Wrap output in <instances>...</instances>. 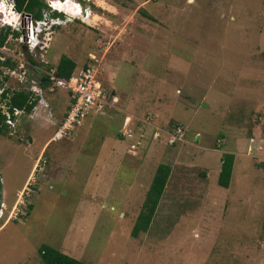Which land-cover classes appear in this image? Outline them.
<instances>
[{
  "label": "rangeland",
  "instance_id": "374dc122",
  "mask_svg": "<svg viewBox=\"0 0 264 264\" xmlns=\"http://www.w3.org/2000/svg\"><path fill=\"white\" fill-rule=\"evenodd\" d=\"M82 5L100 18L42 29L34 50L24 38L27 17L10 14L12 26L0 30L9 33L0 61L14 64H0L2 83L7 76L12 88L29 93L60 56L80 68L93 55L105 94L116 97L103 117H87L40 154L20 213L9 220L17 190L51 141L63 109L51 99L44 109L49 118L35 126L23 114L14 132L0 134V264H44L42 246L85 264H264V0ZM66 7L61 9L69 13ZM51 12L49 7L42 20L56 15ZM47 87L41 86L44 98L62 90L66 106V91ZM127 116L126 132L136 134L144 121L160 130L178 125L187 144L159 140L130 150V141L119 135ZM111 148L121 151L112 161L173 166L151 227L135 238L130 232L150 178L121 175L113 163L105 169ZM223 153L233 155L226 188L217 186L214 171L207 176L208 167H220Z\"/></svg>",
  "mask_w": 264,
  "mask_h": 264
},
{
  "label": "built area",
  "instance_id": "2783aa9c",
  "mask_svg": "<svg viewBox=\"0 0 264 264\" xmlns=\"http://www.w3.org/2000/svg\"><path fill=\"white\" fill-rule=\"evenodd\" d=\"M48 5H50L52 8H59L63 7V5H66V8L71 10L70 12L75 14L76 17L80 19V22L86 25H90V22L95 16L93 15L89 6L81 8L78 2L72 0H48ZM5 6H7V8H5ZM0 9L4 13H7L9 11L11 13L12 11V13L15 12V14H19L28 18L29 26L26 24V21L24 23V38H26L28 47L33 50L34 43H38L37 35L42 30V28H40V25L43 26L45 24V21L32 20L29 15L23 12L17 13L13 7V0H0ZM66 21H73V17L66 18L64 20L55 18L50 21V24L61 26L66 23ZM33 23L35 25H33ZM46 28L50 30L49 25H46L45 29ZM88 59L91 62L85 63L80 68L75 67L67 79L56 77L54 68L45 70L44 72H42L43 75L41 74V76L39 77V79L44 78V82H46L48 85L47 90L52 91L54 88L63 89L66 91L68 97L67 109L64 113L63 118L60 120L58 126L56 127V130L50 138L52 141L67 138L74 132L75 129L79 128L82 125L87 117L100 116L104 112V109L109 106L110 103H114V101L116 100V97L113 95L109 98L102 88L101 82L98 79V67L95 57L93 55H89ZM2 90L3 87H0V94ZM29 97L32 101H35V104L32 107V111L30 113H26V111H24L23 109L9 108L5 104V101L1 100L2 102L0 104V113L4 117L3 124L12 132H14L15 128L17 127V123L19 122L20 117L23 114H25L28 119H31L35 113V109L38 106H42L44 109L48 107V104L47 102H45V99L43 97V91L39 82L38 86L34 85L30 87ZM50 116L51 115L49 113L48 117ZM128 121V116L124 117L121 123V130H119V135L126 139V141H130V150H134L135 148L139 147L140 144L144 145L145 147L146 145L157 142L161 139H163L165 145L172 146L177 142L179 143L184 138L181 126L174 125L169 127L168 129L165 128L164 130H160L156 126H151V123L147 121H144L142 123V126L138 128L136 134L132 130H130V132H126L125 128ZM134 127L135 124L133 125V130ZM20 204H22L21 200H16L14 206H12L9 210L5 220L14 219L18 215V213H20L18 209ZM3 207L4 203L0 202V218L3 216V211L5 210V208Z\"/></svg>",
  "mask_w": 264,
  "mask_h": 264
},
{
  "label": "trees",
  "instance_id": "16d2710c",
  "mask_svg": "<svg viewBox=\"0 0 264 264\" xmlns=\"http://www.w3.org/2000/svg\"><path fill=\"white\" fill-rule=\"evenodd\" d=\"M13 7L16 12H23L29 15L32 20H40L44 12L49 10L48 6L43 2V0H13ZM6 29L8 28L6 27ZM11 33L13 35H17V33L14 31H12ZM8 34L9 33L7 31H0V47L3 45V42L5 41ZM0 64L8 68H13L14 66V64L10 63L7 59L0 61ZM74 68L75 63L65 55H62L59 57L54 67L55 76L67 79ZM3 79L4 83L0 81V87H3V90L0 94V100H4L5 104L9 108L23 109L26 112H30L35 104V101H32L30 99L29 93L25 89L12 88L10 82L11 80H9L7 76H4ZM40 84L41 86L47 85V83L44 81L40 82ZM15 85L16 87H19L18 83L16 82ZM3 118V115L0 113V134L4 135L6 132V127L3 124ZM232 162V154L223 153L221 155L220 170L218 172L216 180V184L219 187L226 188L228 186ZM169 173L170 167L168 165L162 163L157 165L148 189L146 190V193L144 195V200L132 225V229L130 232L131 237L135 238L139 233H144L151 227L153 217L160 198L162 197L167 179L169 177ZM262 225L264 228V216ZM38 254L44 264H85L48 246H42L38 250Z\"/></svg>",
  "mask_w": 264,
  "mask_h": 264
},
{
  "label": "crops",
  "instance_id": "0c3cea01",
  "mask_svg": "<svg viewBox=\"0 0 264 264\" xmlns=\"http://www.w3.org/2000/svg\"><path fill=\"white\" fill-rule=\"evenodd\" d=\"M93 15H95L96 17H98V18H100L96 13H94L93 12ZM72 22H74V21H71V23ZM82 24H84V23H82ZM67 25V22L66 23H64L63 25H61V26H66ZM84 25H86V24H84ZM60 27V26H59ZM67 57V56H66ZM39 73H37V75L36 76H40V74L38 75ZM44 79V78H43ZM42 80V79H41ZM44 81V80H43ZM39 82H41V81H39ZM41 86V85H40ZM114 88V87H113ZM62 95L64 96V94L62 93V90L61 91H59L58 93H56V94H54V96H52V97H46V98H44L45 99V102H47V104H48V101H52L51 99H54L55 101L53 102V103H55L56 104V109H58V110H60V109H63L62 110V112L60 111V113L62 114V113H65V111H66V109H67V103H68V101H67V103H66V106H64V97H63V100H61L62 99ZM44 97V96H43ZM68 98V97H67ZM65 107V108H64ZM103 115H104V112L100 115V117H103ZM128 115V114H127ZM46 118H49L48 116L46 117V115H45V110H44V108L42 107V106H38L36 109H35V113H34V115H33V117L31 118V119H35V121H33V125H35L36 126V124H38L37 123V121L39 122L40 121V119H42V120H45ZM30 119V120H31ZM48 120V119H47ZM59 122H60V120H59ZM122 123V122H121ZM52 124H54V122H52ZM51 124V125H52ZM153 124V123H152ZM46 126H48V125H46ZM157 127V126H156ZM158 128V127H157ZM197 139V138H196ZM23 141V140H22ZM58 141H60V140H57V141H50V140H48V142H46L41 148H40V150H39V153H38V156H37V158H36V160L34 161V163H33V166L31 167V170H30V172H29V174H28V176H27V178H26V180H25V182L23 183V185L20 187V189L19 190H17V195H16V200H22V198H23V195L26 193V189H27V185H26V183H28V179H29V181L31 180V178H32V175H31V173H32V170L34 169V166H35V164H37V160H38V158H39V156H40V154L42 153V155H44L45 154V152L47 151V149L49 148V145L51 144V143H53V142H58ZM157 143H163L164 145H165V143H164V141H163V139H161L159 142H157ZM181 143L184 145H186L187 144V142L186 141H184V138H183V140L182 141H180L178 144H180L181 145ZM188 145H191V146H193V147H196V145L195 144H193V143H188ZM175 146V145H174ZM153 147H155V145H152L151 147H150V149L151 148H153ZM181 147V146H180ZM119 148V147H118ZM161 149H162V147H161ZM209 150H213V151H218V150H215V149H209ZM162 152V151H161ZM161 152H159V151H156V153L154 154V153H152L153 155H156V156H158V155H160V154H162ZM192 152V151H191ZM119 153H121V151L119 150V149H117V148H111V151H109L108 153H107V156L109 157L108 159H109V161H107L106 163H104V164H106V167H104L105 169H107V170H112V166H111V163H113V166H114V172L116 171V172H118V171H121V175L123 174V171H125V172H127L128 171V174H132L133 173V175H135V174H137V173H141V179L143 178L144 179V181L146 182V180H148V178H150V181H151V178H152V176H150V174L152 173V174H154V172H155V169H156V167H157V165L158 164H154V162H153V164L151 165V167H150V169H149V165L147 166V164H146V162L143 160V163H139V164H136V165H134V166H132L128 161L126 162H122L121 160H119V159H117V160H114V161H112V159H115L116 157H118V154ZM194 153V152H193ZM198 153V152H197ZM220 156H221V154H219ZM43 156H41V158H42ZM124 159V158H123ZM147 160V159H146ZM200 160H201V158L199 159V162H200ZM124 161V160H123ZM38 163H40V161L38 162ZM201 163V162H200ZM221 164V163H220ZM147 166V167H146ZM169 167H170V173H169V177H168V179H167V182H168V180H169V178H170V175H171V173H172V171H173V166L172 165H168ZM207 168V167H206ZM219 170H220V167H208V174H207V176H210L211 178H212V174H213V171L215 172V176H216V180H217V175H218V172H219ZM124 175V174H123ZM144 177H143V176ZM215 176H213V179L215 180ZM132 179H133V177H132ZM125 181V180H124ZM123 184L124 185H126V183L125 182H123ZM139 184H140V182H139ZM150 184V183H149ZM149 184H148V186H149ZM167 184V183H166ZM128 185H130V182L128 183ZM140 186V185H139ZM147 186V185H146ZM148 186L146 187V190L148 189ZM218 186V185H217ZM215 187H216V185H215ZM165 188H166V185H165ZM164 188V189H165ZM146 192V191H145ZM1 200L3 201V203L5 204V202H4V197H5V192H4V189L2 190V186H1ZM159 204V203H158Z\"/></svg>",
  "mask_w": 264,
  "mask_h": 264
},
{
  "label": "clouds",
  "instance_id": "9594fccd",
  "mask_svg": "<svg viewBox=\"0 0 264 264\" xmlns=\"http://www.w3.org/2000/svg\"><path fill=\"white\" fill-rule=\"evenodd\" d=\"M58 1H69V0H58ZM72 1H75V2H78L79 4H80V6H81V8H84L85 6H83L82 5V3L83 2H90L89 0H72ZM45 3V2H44ZM46 4V3H45ZM47 5V4H46ZM48 6V8L50 7V9H51V14L52 13H56V15L55 16H52V17H50L49 19H45V20H42V18L40 19V20H42V21H45V24L41 27L42 29H45V27H46V25H49L50 26V28L51 27H59V26H57V25H53V24H50V21L51 20H53V19H55V18H57V19H60V16H61V14H63L62 16L64 17V19H66V18H71V17H73V21L74 20H78V21H80V19L78 18V17H76V15L75 14H73V13H71V12H69V14H66L65 12H61L60 10H58L57 8H52L50 5H47ZM90 7V6H89ZM5 8H7V6H5ZM1 10V9H0ZM48 11V10H47ZM0 13H2V16L0 17V30H1V28L3 27H5V26H12V23H13V20H9L8 22L6 21V19L8 18L7 16L8 15H10V17L9 18H11L12 16H14L15 15V12L14 13H12V11H11V13H10V11L9 12H7V13H4L3 11H0ZM18 13V12H17ZM45 13V12H44ZM93 13V12H92ZM73 15V16H72ZM63 19V20H64ZM5 20V21H4ZM62 20V19H61ZM38 21V20H37ZM66 22H68V21H66ZM82 23V22H81ZM38 36V35H37ZM37 44L38 43H34V48L37 46ZM34 50V49H33ZM94 117H96V116H94Z\"/></svg>",
  "mask_w": 264,
  "mask_h": 264
},
{
  "label": "bare ground",
  "instance_id": "6f19581e",
  "mask_svg": "<svg viewBox=\"0 0 264 264\" xmlns=\"http://www.w3.org/2000/svg\"><path fill=\"white\" fill-rule=\"evenodd\" d=\"M64 6V5H63ZM62 7H59V8H57L58 10H60L61 12H65L66 14H69L67 11H65V10H63V9H61ZM69 10V9H68ZM69 11H71V10H69ZM96 16H94V18H95ZM3 208H5V204H4V207Z\"/></svg>",
  "mask_w": 264,
  "mask_h": 264
},
{
  "label": "water",
  "instance_id": "95a60500",
  "mask_svg": "<svg viewBox=\"0 0 264 264\" xmlns=\"http://www.w3.org/2000/svg\"><path fill=\"white\" fill-rule=\"evenodd\" d=\"M41 82H43V79L42 80H40Z\"/></svg>",
  "mask_w": 264,
  "mask_h": 264
}]
</instances>
